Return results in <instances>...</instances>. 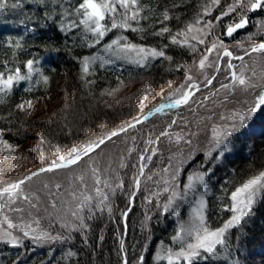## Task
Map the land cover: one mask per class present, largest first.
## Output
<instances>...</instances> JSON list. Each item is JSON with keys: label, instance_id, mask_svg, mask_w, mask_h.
I'll return each mask as SVG.
<instances>
[{"label": "snow or ice", "instance_id": "snow-or-ice-1", "mask_svg": "<svg viewBox=\"0 0 264 264\" xmlns=\"http://www.w3.org/2000/svg\"><path fill=\"white\" fill-rule=\"evenodd\" d=\"M40 7L38 8L37 18L33 19L29 17L31 21V28L36 31L46 32L49 30L70 32L73 29L82 28L84 32L91 34L92 43L89 45L94 47L101 45L113 30H130L140 31L138 25L141 21L147 19L142 15L147 5H141L140 0H60L56 7L62 8L61 12L57 15L52 14V6L48 0H38ZM220 0H211V5L205 6L203 9V16H210L212 12V6H219ZM21 6V0H16L14 3H9V0H0V12H4L5 9H16ZM242 9L241 13H237L238 20H233L232 23L224 25V36L231 38L238 30L245 29L249 25V18L244 12H257L264 11V0H234L228 8L222 11L214 19H201L197 17L195 23L188 24L184 29L177 31L171 36V43L181 48H188L190 50H198V46L204 45L201 50L202 55L199 59V69L203 70L205 67H211L212 64L207 63L209 56L215 53L216 59L213 63L216 65L215 71L220 73V62L224 61L225 57L229 59L224 61L227 64V69L230 72L231 82L220 85L224 89H232L236 86H240L245 92L252 88H258L259 90L253 95L251 102L245 101L243 107L239 110H235L231 113L230 117H222L229 121L227 126H219L212 130V142L211 147L206 151L204 160L200 163V170L185 173V183L183 187L178 182L179 174L183 171L182 168L176 169L173 174V182L164 181L168 187H164L163 192L168 193L165 202L162 205H157V219L161 217L167 218L168 215L180 216L179 205L184 201H191V217L189 221L180 220L174 229V233L171 235L170 240L178 244V249L166 245L163 241L160 242V251L156 253V261L159 264L160 261H165L166 264H200L201 261L204 264H213L212 258L219 255V249L224 248L229 243V236L234 235L232 230H239L247 222L248 219L254 213V208L258 201L264 196V172L253 176L240 186L236 187L230 194L226 191L225 195L229 196V204L227 211L231 213L230 218L223 222L222 226L213 229L208 220L209 212V200L207 197V189L209 187V181L213 172L210 164L216 158L223 156L228 152L229 143L231 138L248 129L251 123H254L261 114H264V85H258L251 82V78L245 75L244 65L241 67L239 74L237 73L236 66L232 63V60H244V56H250L252 53L264 54V40L259 43L253 44L250 49L242 48L244 55H233V52L226 46L225 41L217 36L214 40L206 44L208 38L212 36L213 29L217 28L221 21L230 16L232 13L237 12V8ZM62 17H75V19L65 21ZM170 19L166 14L159 23L163 24L164 20ZM7 23V22H6ZM21 25H25V21H20ZM134 24L137 25L134 27ZM257 26L261 31H264V20L257 21ZM167 27L162 28L155 35H162L168 33ZM189 34H192L191 36ZM251 39V35L248 37ZM193 41L195 43H193ZM4 45L9 49L19 50L23 48V44L20 39H6L3 41ZM167 45L164 48H146L142 45H136L127 40V37L121 35L115 39H111L110 42L103 44V49L106 53H110L116 60H124L130 64L137 66H147V62L150 59H167L171 60V56L166 55ZM242 47V46H241ZM57 51L59 49H56ZM108 62H112L109 60ZM40 61L36 58H30L26 61L12 63L5 59L0 62V94L7 96L12 93L15 87H20V90L27 95H21L19 102L14 103L13 111L23 114L24 117H30L33 112L36 111V105L39 101V97H32L33 89L35 85L40 84L42 81L45 86L49 84V76L44 75L40 67H38ZM92 64V58L83 57L81 62V80L91 75L90 65ZM34 76H38L39 79L33 80ZM255 76V72H253ZM216 76L211 78L205 76V87L211 85ZM25 82H30V85L24 87ZM92 83V81H87ZM123 84V81H120ZM172 81H169V87H171ZM119 89H113L108 92V95H112ZM200 85L194 82L193 77L188 75L186 77V83L181 85L175 90V92L164 95L163 89L157 93L158 96L164 97V102L160 103L154 109L143 114L145 104L143 101L148 100V96L142 97L140 102V112L143 114L134 118V122H128L126 127H119L116 130H112L107 135H102L97 139H92L87 143L81 145L72 146L66 153H61L57 147L55 151L51 152L52 159L49 160L47 166H41L35 171H31L30 174L24 175L15 181L8 182L2 177L4 173L0 171V244L9 246L11 248L21 249L17 254V260L14 264H21V259L24 256L23 249L25 248V241L31 242L34 246L45 247L52 245H64L73 242L75 237L72 233H83L89 229V225L85 222V215L83 213L87 211L89 213L88 219L92 218L93 207L103 212L104 208L100 207L105 201L108 200V193L103 192L100 187L95 188L96 196L100 197L99 204L92 205L94 199L91 195H83V199L79 200L76 210L71 212V215L75 218V223L69 227L68 224H63L61 227L67 230V234L57 232L53 234L51 231L41 229L40 221L35 217L31 218V223L25 220V209L22 207H12L17 201L23 199L28 201L31 208H36L35 204H31L29 196L24 194L22 186L31 181L33 177L39 176L41 173L53 172L57 169L68 168L72 165H76L85 157H89L91 153L96 152L102 145H105L107 141H110L113 137L119 136L121 133L127 132L130 128H135L137 124H141L148 120L151 116L158 113H164L168 109H178L181 106H189L192 97L199 92ZM215 93H213L214 95ZM208 99V97H204ZM203 102V101H201ZM194 103V102H193ZM0 104H4L3 98H0ZM67 107V105H65ZM13 111L8 112L7 116L0 117V120H4L5 124L0 126V153L7 151L13 153L20 147L18 144L9 143L7 136L16 135L13 133V124L11 119ZM53 121L51 118L47 123L51 124ZM176 124V120H172L168 125L171 128ZM169 136L167 131H161L155 139H149L147 141L148 147L144 152L139 154L138 173L134 180V189L129 196V200L125 209L121 213V219L123 220V227L125 229L123 235H127V218L132 211L134 205L135 193L140 189V177L144 176L145 168L148 163L151 162L152 157L156 155L157 148L152 145H158L160 137ZM180 137H177L179 141ZM38 143L35 149H28L29 152L35 151L39 156L40 161L43 163L48 159L43 146L46 143L45 137L40 135L37 137ZM186 144L191 145L192 140L187 139L184 141ZM130 151H135L132 149ZM4 161H0L2 164ZM125 165H121L124 167ZM167 171V169H165ZM92 172L95 174L98 169L93 168ZM83 180V177H80ZM151 179V176L148 177ZM96 185L101 184L99 176L95 180ZM105 187H111L106 182ZM57 188L60 185L56 186ZM122 188L123 183L117 185ZM113 194L115 189L112 190ZM154 195L159 197L161 193L157 192ZM149 203L151 200L149 199ZM52 207L55 208V202L52 203ZM7 209V212L5 211ZM109 214L112 212V208L107 207ZM8 212L19 213V222L13 220L8 215ZM30 215V213H29ZM147 220L151 221L152 217L148 216ZM35 225V227L33 226ZM150 233V229H149ZM243 234L241 233V236ZM103 240V236L99 238ZM145 239H148L146 237ZM83 241L87 242V236H83ZM235 242V241H233ZM120 251L123 253L122 264H128L126 255V249L124 247L125 240L123 237L119 239ZM142 251H147L146 245L141 246ZM240 249L238 248L237 251ZM66 256L75 257L78 254L71 248L67 249ZM64 259V256L60 257ZM144 255H139L138 262L143 264ZM236 264H241L239 259L236 260Z\"/></svg>", "mask_w": 264, "mask_h": 264}, {"label": "trees", "instance_id": "trees-1", "mask_svg": "<svg viewBox=\"0 0 264 264\" xmlns=\"http://www.w3.org/2000/svg\"><path fill=\"white\" fill-rule=\"evenodd\" d=\"M12 1L9 0V2ZM48 2L52 6L54 16L62 11V8L58 9L56 7L60 0H48ZM222 3H224V0H222ZM140 4L147 5L142 13L147 19L141 21L138 25L140 31L117 30L114 33L110 32L101 45L94 47L89 46L93 39L91 34L84 32L82 28L73 29L67 33L54 30L46 32L33 30L31 21L28 18H37L38 8L40 7L38 0H21L20 7L14 10L9 8L5 9L4 12H0V62L7 59L10 62L9 66H12V63L17 61L22 62L36 57L40 61L38 67L50 79L47 86L42 81L40 84L35 85L31 94L32 97L51 94L61 76L60 73L64 72L67 74L66 92L74 97L71 106L63 111L65 119L49 124L47 121L32 123L23 114L13 111L12 106L14 103L19 102L21 95H25L27 98L20 87H15L13 92L7 96L0 94V98L4 100V104H0V117L7 116L8 112L13 111V115L9 119L13 124V133L17 134H10L6 137L10 143L24 145L27 141H30L32 139L31 131L27 130L26 125L31 123L34 128L33 132L36 134L35 129L38 131L39 128H42V131L39 130L38 135H43L46 142L51 143L52 146L65 145L71 141V137L74 138L78 134L73 128L75 123L72 126L69 120L76 122L83 130L92 128L104 121H112L125 111L116 106L118 105L116 103H120V99L115 100V103L112 104L107 103L109 100L107 96L100 95V92L105 89L115 87L118 80L134 82L142 78H151L153 80L151 85L153 86L180 74L184 63L189 62L193 57L194 50L173 45L171 36L196 21L198 16L201 17L204 7L211 5V0H140ZM222 7L221 4L216 7L212 16L217 15ZM165 14L170 19L164 20L163 24L159 23ZM62 19L67 23L75 17H62ZM238 19L237 13L225 17L218 26V32L224 36V25ZM22 20L25 21V25L20 24ZM135 26L137 25L134 24ZM164 27L169 29L168 33L155 35ZM249 28L251 27L249 26ZM249 28L236 34L235 38L238 36L242 38L250 30ZM121 35L127 37V40L131 43L157 48L158 50L167 45L166 55L171 56L172 59L160 58L137 70L111 67L101 60H97L90 65L91 75L86 80H81L82 58L85 56L92 57L94 53L100 51L104 43L110 42L111 39ZM6 39H20L24 46L19 50L9 49L3 43ZM260 39L264 40V36L257 37L255 41ZM227 41H232V39H227ZM37 79H39L38 76L33 77V80ZM89 80L92 83H87ZM226 82L228 83V81ZM29 85L30 82H26L23 86L27 87ZM196 95L192 100L195 99ZM159 114L165 117L169 114V109ZM150 120L152 118L145 122ZM4 124L5 121L0 120V126ZM143 124L144 122L136 127ZM254 124L261 127V130L259 132L253 131L248 136H245L244 132V134H237L234 137L231 154L220 165L216 166L210 178L208 220L213 229L222 226L223 222L231 215L227 211L229 196H226L225 192L227 191L230 194L236 187L264 171V114H261ZM52 126L54 133L51 134L49 127ZM197 162L195 160L190 168H195ZM143 188L142 184L138 199L128 215L126 236L123 235L125 229L121 213L125 209L130 195L126 193L124 188L110 194L108 200L100 205L104 208L103 212L93 207L91 219L87 218L89 213L84 212L85 222L89 225V229L83 233H72L75 237L72 243L40 247L39 250L32 252L34 246L30 242L27 248L23 250L24 256L21 261H24V264H122L123 253L120 251L119 239L123 237L128 264H139L138 257L141 254L145 257L143 264H157L155 257L156 253L160 251L161 241L173 247L174 250L178 249L170 240V237L180 219L170 214L167 218L161 217L158 220L157 213H154L156 202L151 200V203H149L145 199L142 195ZM147 194L149 195L150 191ZM93 204L97 205V202L95 201ZM109 206L112 208L111 214L107 211ZM148 214L153 215L152 222H148L146 219L149 216ZM61 225L57 227L53 234L57 232L67 234V230L63 229ZM232 232L234 235L229 236V243L218 250L219 255L217 257L212 258L213 264H236L237 259L241 261V264H264V196L255 206L251 218L247 220L241 229H233ZM84 235L87 236L86 243L83 241ZM100 236H103L102 241L99 239ZM146 237L148 239H145ZM142 245H146L147 251H142ZM69 248L78 255L75 257L66 256L65 253ZM238 248L239 251H237ZM2 251H7V249ZM13 251L12 259L7 258L6 261H3L4 264H14V261L17 260L15 257L18 251ZM61 256H64V259H61ZM159 264H166V262L160 261ZM200 264H204V262L201 261Z\"/></svg>", "mask_w": 264, "mask_h": 264}, {"label": "rangeland", "instance_id": "rangeland-1", "mask_svg": "<svg viewBox=\"0 0 264 264\" xmlns=\"http://www.w3.org/2000/svg\"><path fill=\"white\" fill-rule=\"evenodd\" d=\"M14 2H16V0L9 3L11 4ZM73 2H75V0H73ZM233 2L234 0H224V3H222V0H220V4L223 5V7L220 8L217 15L226 10ZM216 7L219 6L212 7L210 16L205 17L202 15L200 18L205 20L214 19L217 15L214 17L212 15ZM241 12L242 9L238 7L236 13ZM244 14L248 16L249 26L251 28H249L250 30L247 31L242 38H240V36L235 38L238 33L234 34L231 38H227L218 32L217 27L213 29V34L208 38L206 44L219 36L220 39L225 41L226 46L233 52V55L236 56L244 55L242 48L250 49L253 44L261 42V39L256 41L255 39L259 36H264V31H261L257 26V21L264 20V11L256 12L255 14L245 11ZM193 23H195V21ZM114 31L117 30H113L112 32L114 33ZM189 35L191 36L192 34ZM249 35H251V39L248 38ZM227 39H232V41H227ZM193 43L195 42L193 41ZM204 47V45H200L198 46V50H194L193 57H191L189 62L184 63L179 75L161 84L152 86L151 82L153 80H151V78H142L134 82L118 80L115 87L100 92V95L109 98L107 103L113 104L115 100L120 99V103H116L118 104L116 106L125 111L122 114L120 113L119 116L112 121L101 122L92 128L83 129L84 131L80 129V125L76 122L69 120L72 126L73 123H75L73 128L78 134L74 136V138L71 137L70 142L65 145H60L58 148L61 153H66L72 146L81 145L92 139H97L102 135H107L109 132L119 127H126L128 122H134L135 117H142L143 114H146L148 111L164 102V97L158 96L157 93L161 92L163 89L164 95L169 96V94L175 92L181 85H184L186 83V77L191 75L194 82L200 85L201 90L196 93L195 99L190 102L189 106H181L182 108L180 107V110H178L179 108L169 109V114L165 117H162L159 113L151 116L149 119L152 118V120L147 122L144 121L142 126L130 128L127 132L113 137L110 141H107L105 145H102L100 149H97L96 152H93L89 157L84 158L76 165L64 169H57L53 172L41 173L39 176L33 177L31 181L27 182L26 185L22 187L24 189V194L29 196L31 204H35L36 208H31L29 202L23 199L17 201L12 207L19 206L24 208V218L26 221L31 223V218L35 217L40 221L41 229L51 231L52 233L61 224H68L69 227H71L75 223V218L71 215V212L76 210V206L79 200L83 199V195H91L94 197L92 205H94L93 203H95V201L97 204L99 203L100 197L96 196V187H100L103 192L108 193V198L109 195L113 193V189L117 191L125 188L128 195L132 194L134 189L133 177L138 173L139 154L144 152L148 147L147 141L149 139H155L163 130L167 131L169 136L160 137L158 145H152V147L157 148V153L152 157L151 162L148 163V166L145 168L144 176L140 177V187L143 184L144 190L142 195L145 199L148 201L149 199L155 201L156 206L162 205L168 196V193L163 192V189L169 186L166 185L164 181L167 180L171 184L176 169L182 168L183 171L179 174L178 182L181 184V187H183V184L186 182L185 173L200 170V163L204 160L206 151L211 147L213 128L221 125L227 126L229 121L222 119V117H230L233 111L243 107L245 101L250 103L253 95L259 90L258 88H252L245 92L240 86H236L232 89L221 88L220 85L222 83L226 84V81H228V83L231 82L230 72L227 69V64L224 62L229 58L225 57L224 61L220 62L219 66L221 71L219 74L216 73V65L213 63L216 59L215 53L209 56L207 62L212 64V66H206L205 69L200 70L198 67L199 59L202 55L201 50ZM90 58H92V63L101 60L108 66L119 67L120 69L129 68L137 70L146 67L130 64L124 60H116L110 53L104 51L103 46L100 51L98 50ZM109 60L112 62H108ZM154 60L157 59H150L147 64L153 63ZM232 63L236 66L235 70L238 74L241 67L246 65L247 67L244 70L245 75L251 78V82L264 85V54L252 53L250 56H244L243 61L234 59ZM253 72H255V76H253ZM60 75L53 89L54 91L51 94L39 97V101L36 105L37 110L33 112L32 116L27 117L32 123L48 121L50 118L52 121L54 120L53 123H56L57 121H63L65 119L63 111L71 106L74 97L66 92L67 88L65 82L67 74L64 72L60 73ZM214 75L216 79L213 80L211 85L205 87V76L211 78ZM120 81H123V84H121ZM169 81H172L171 87H169ZM84 83L86 84L85 81ZM113 89L119 90L115 91L112 95H108L107 93ZM213 93L215 94L213 95ZM145 95L149 98L143 101L145 108L142 114L140 112V102ZM204 97H208V99L205 100ZM65 105H67V107H65ZM172 120H176V124L169 128L168 125L171 124ZM31 125V123H27L26 125L27 130L29 129L31 131L32 139L30 141H27L24 145H20L13 153H8L7 151L0 153V161H4L0 164V171L4 173L2 178L8 182L15 181L24 175L30 174L31 171H35L41 166H47L49 160L53 158L51 152L55 151L57 147L52 146L49 142H46L43 146L45 154L48 156V159L43 163L40 161L35 151H28V149L36 148L39 130L41 129L40 131H42V128H39L38 131L35 129L37 134L34 133L33 125ZM138 125L140 124L136 126ZM260 130L261 127L251 123L249 128L243 132L246 134L245 136H248L251 132H259ZM49 132L51 134L54 133L53 126L49 127ZM236 135L230 140L228 152L211 162L210 167L213 173L216 166L220 165L221 162L231 154L234 137ZM177 137H180L179 141ZM187 139L192 140L191 145L184 142ZM132 149H135V151H130ZM200 157L202 158L199 160ZM195 160L198 162L195 168L191 169L190 165ZM122 164L125 166L121 167ZM93 168L98 169V172L94 174L92 172ZM165 169H167V171H165ZM81 176L83 180L80 179ZM97 176H99L101 180V184L99 185L95 183ZM149 176H151V179H148ZM105 182L111 187H105ZM121 182L124 188L117 187ZM57 185H60V187L57 188ZM209 189L208 187L207 197H209L210 194ZM148 191H150L149 195L147 194ZM157 192L161 193L159 197L154 195ZM139 194V191L135 193V202ZM53 202L56 204L55 208L52 207ZM156 206L154 213L158 211ZM191 208L192 203L190 200L181 202L177 209L180 213L179 219L186 222L189 221L191 217ZM5 211L7 212V209H5ZM8 215L12 217L14 221L19 222V213L8 212ZM148 215L153 218L152 214ZM148 222L150 221L148 220ZM33 226L35 227V225ZM28 243L30 242L26 240L23 250L27 248ZM174 245L179 247L178 244L174 243ZM38 248L40 247L34 246L32 252L39 250ZM3 249H7V251H2ZM13 250L18 251V253L21 251V249L0 244V264H4L3 261H6L7 258L12 259L14 255ZM15 258L17 259V256ZM23 262L24 261H21V263Z\"/></svg>", "mask_w": 264, "mask_h": 264}, {"label": "water", "instance_id": "water-1", "mask_svg": "<svg viewBox=\"0 0 264 264\" xmlns=\"http://www.w3.org/2000/svg\"><path fill=\"white\" fill-rule=\"evenodd\" d=\"M257 12H260V11H257ZM252 13H256V12H252ZM248 28V26L245 28V29H247ZM245 29H242V30H238L236 33H238V32H240V31H243V30H245ZM236 33H234V34H236ZM233 34V35H234ZM201 89V88H200ZM92 154V153H91ZM73 166V165H72ZM71 167V166H70ZM135 198H136V195H135V197H134V202H135Z\"/></svg>", "mask_w": 264, "mask_h": 264}, {"label": "bare ground", "instance_id": "bare-ground-1", "mask_svg": "<svg viewBox=\"0 0 264 264\" xmlns=\"http://www.w3.org/2000/svg\"><path fill=\"white\" fill-rule=\"evenodd\" d=\"M86 158V157H85ZM82 161V160H81Z\"/></svg>", "mask_w": 264, "mask_h": 264}]
</instances>
